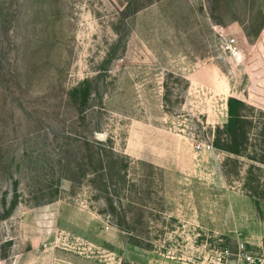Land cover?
Returning <instances> with one entry per match:
<instances>
[{"label": "rangeland", "instance_id": "1", "mask_svg": "<svg viewBox=\"0 0 264 264\" xmlns=\"http://www.w3.org/2000/svg\"><path fill=\"white\" fill-rule=\"evenodd\" d=\"M229 97L264 119V0H0V264L263 263L264 165L212 146ZM84 139L128 157L121 194Z\"/></svg>", "mask_w": 264, "mask_h": 264}, {"label": "trees", "instance_id": "2", "mask_svg": "<svg viewBox=\"0 0 264 264\" xmlns=\"http://www.w3.org/2000/svg\"><path fill=\"white\" fill-rule=\"evenodd\" d=\"M136 11L137 10H135V12ZM91 87V82L86 80L82 84H79L76 88L72 89L68 94L69 99H71V101L75 105L82 123L85 122V114H87V111L90 108L87 107L90 104V96L92 91ZM226 105L227 121L221 129L216 128L212 146L216 149L228 153L229 155L246 158L249 161L259 162L264 165V156L259 154V158L257 156L258 152L256 150H251V147H253L251 143V134H259L261 141L264 143V119H262L260 116L262 114L255 112L252 106H249L234 97H229L227 99ZM90 142L91 141L88 139L83 140V145L87 154H83L80 156L81 165H79V167H81L82 169L85 166L86 169H89L94 164L95 170L98 167L100 173H102L100 181L103 182V190L107 191L105 187L113 186V188L116 189L117 193L121 194L119 192L121 191L119 185L123 184V187L125 185L126 172L128 171L127 167L131 163L130 160L126 156L122 157L117 155L112 149V142L109 140L104 143L96 142V144H92ZM92 145H96L101 149L97 148V151L93 153L92 150H94L95 147ZM90 152L93 153V156L89 154ZM95 163L97 165H95ZM253 169H255V166L251 165L246 170L244 186L246 189H248L251 198L259 200L262 193L264 192V188L262 184H260V182L255 181V184H253V182L251 181L250 177L253 174ZM105 176H108L106 180L104 178ZM119 202L120 201L117 200V204H120ZM16 203L17 200L15 197L10 208L6 211L7 215L14 210V208L16 207ZM111 211L114 215L117 216L118 206L112 207L111 205Z\"/></svg>", "mask_w": 264, "mask_h": 264}, {"label": "built area", "instance_id": "3", "mask_svg": "<svg viewBox=\"0 0 264 264\" xmlns=\"http://www.w3.org/2000/svg\"><path fill=\"white\" fill-rule=\"evenodd\" d=\"M221 50L231 58H238L240 55L239 49L234 38L221 37L219 40ZM210 264H264L260 259L252 257L248 252H245L244 247H238L236 253H231L228 249L215 253Z\"/></svg>", "mask_w": 264, "mask_h": 264}]
</instances>
